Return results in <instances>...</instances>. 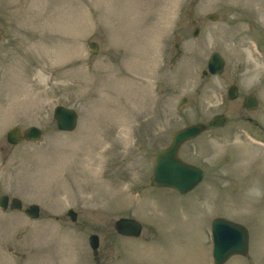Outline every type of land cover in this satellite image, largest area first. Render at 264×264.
I'll return each instance as SVG.
<instances>
[{
	"label": "rangeland",
	"instance_id": "374dc122",
	"mask_svg": "<svg viewBox=\"0 0 264 264\" xmlns=\"http://www.w3.org/2000/svg\"><path fill=\"white\" fill-rule=\"evenodd\" d=\"M252 2L0 0V193L41 208L35 218L0 207V264H213L217 215L249 231L248 252L223 264H264V65L250 72L264 56V0ZM212 50L224 68L202 74ZM232 80L255 108L226 97ZM59 103L77 110L73 130L57 128ZM219 111L221 124L181 145L203 179L186 192L152 185L153 154L173 131ZM14 125L42 134L11 144ZM121 216L139 219L141 234L116 232Z\"/></svg>",
	"mask_w": 264,
	"mask_h": 264
},
{
	"label": "water",
	"instance_id": "95a60500",
	"mask_svg": "<svg viewBox=\"0 0 264 264\" xmlns=\"http://www.w3.org/2000/svg\"><path fill=\"white\" fill-rule=\"evenodd\" d=\"M217 16L215 13H209L208 17L214 19ZM199 31V26L195 25L193 34L196 35ZM90 52L96 53L99 49V44L95 40L88 42ZM178 53V50H177ZM224 59L218 51L211 53L208 60V70L211 73H219L223 70ZM233 96V95H231ZM187 101L186 96H182L179 105L182 106ZM248 108H255L257 105V99L254 95H250L245 104ZM53 114L56 118V124L59 129L72 130L77 123V112L68 106L58 104L54 107ZM224 116H216L212 123L221 124L224 121ZM206 124L203 121H196L185 126H182L173 131L170 142L155 151L154 153V167L150 176V183L156 186H165L175 188L180 192H186L195 186L202 178L203 171L195 164L186 162L179 154L178 150L180 145L189 139L194 138L201 133ZM41 135V129L37 125H31L27 129L20 133L18 126H14L7 130L6 138L10 143H18L23 139L35 140ZM183 171H188L186 174H180V168ZM187 175V176H186ZM8 204V195H0V206L5 208ZM11 208H21L22 203L18 197L11 199ZM25 211L31 217L37 216L39 213V205L37 203L30 204ZM67 214L71 219L75 220L77 212L73 208L67 210ZM116 231L123 235L138 236L142 230V223L130 216H121L114 222ZM231 230V227L237 229L239 234L228 235L226 240H223L222 245L219 244L222 241L223 233L222 229ZM212 232H214L213 239V262L214 264H223L229 257L234 254H246L249 249V231L248 228L241 222L232 220L225 216H217L212 221ZM237 238V239H236ZM225 245H224V244ZM89 244L93 249V252H97L99 245V236L97 233L89 235ZM224 245V246H223Z\"/></svg>",
	"mask_w": 264,
	"mask_h": 264
},
{
	"label": "flooded vegetation",
	"instance_id": "af4514ba",
	"mask_svg": "<svg viewBox=\"0 0 264 264\" xmlns=\"http://www.w3.org/2000/svg\"><path fill=\"white\" fill-rule=\"evenodd\" d=\"M176 38V37H175ZM240 43L242 44V41H236L235 43H234V45H233V47H234V49H235V51L237 52V53H239L240 55H242V53H241V49H239V46L241 47V45H240ZM173 45H174V47H175V52H174V54L172 55V59L174 60V58L178 55L177 54V50H178V53H180L181 52V48L179 47V41L178 40H174V42H173ZM248 44H245L244 42H243V47H242V50L244 51V47L245 46H247ZM213 51V50H212ZM211 51V52H212ZM222 55V54H221ZM260 55V54H259ZM223 56V55H222ZM171 59V58H170ZM208 61V60H207ZM207 65V64H206ZM224 65H225V59H224ZM255 68H256V66H255ZM255 68H252V69H255ZM207 69V66H206V68H204L203 70H206ZM251 70V69H250ZM208 72H203V74H207ZM227 86H226V97L227 98H229V99H234V98H237V97H239L240 96V98H241V105H242V107L243 108H245V109H249L245 104L247 103V100H248V98L250 97V95H254V97L257 99V102H258V98H257V96L255 95V93L254 92H252V91H249V92H247L246 94H243V93H241L240 92V89H239V87H238V85H237V83L236 82H234L233 80L231 81V82H229V83H227L226 84ZM231 95H233V96H231ZM219 115H222V116H224L225 117V119H226V115L222 112V111H219V112H215L212 116H211V118L208 120V123L206 122V121H204L205 123H206V127H207V129L209 128V127H213V123H212V121H213V119L216 117V116H219ZM20 132L21 133H23V130H21L20 129ZM180 152H181V146H180V148H179V155L184 159V160H186L187 162H190V163H193V164H195V165H197L198 167H200L201 169H202V171H203V176L202 177H204V172H205V170H204V168H203V166H201V164H197L196 162H193V161H190V160H188V159H186L185 157H183L181 154H180ZM203 179V178H202ZM6 194H8V193H6ZM13 197H18V196H16V195H14V196H9V194H8V204H7V206L6 207H9L10 206V204H11V198H13ZM21 200V202H22V199H20ZM32 203H34V202H31V203H29L27 206H25L22 210H23V212L27 215V213H26V211H25V209L30 205V204H32ZM38 203V202H37ZM39 204V203H38ZM22 207H23V202H22ZM39 216H41V208H40V204H39V213H38V215L35 217V218H38ZM55 218H58V217H55Z\"/></svg>",
	"mask_w": 264,
	"mask_h": 264
},
{
	"label": "bare ground",
	"instance_id": "6f19581e",
	"mask_svg": "<svg viewBox=\"0 0 264 264\" xmlns=\"http://www.w3.org/2000/svg\"><path fill=\"white\" fill-rule=\"evenodd\" d=\"M252 1H257V0H247V2L248 3H253ZM258 15L260 16V19L263 21V23H264V5H261L259 8H258ZM226 38V37H225ZM240 38V37H239ZM228 39H229V37H228ZM250 45V44H249ZM250 50H251V47H250ZM253 51V50H252ZM254 52V51H253ZM255 53V52H254ZM257 62H254V63H256L255 64V66H258V65H260V64H262V65H264V56H262L261 54L259 55V53H257ZM252 64V63H251ZM256 70H257V67L255 68V69H251L250 70V72H256ZM255 147V146H254ZM180 168V174H186V173H188V171H183L182 169H181V167H179ZM187 176V175H186ZM208 231V230H207ZM222 231H224V233H223V237H222V241H220L219 242V244L220 245H222V242H223V240H226L227 239V237H228V235H231V234H235L236 236H237V234H239V232L237 231V229L236 228H234V227H231V230H225V227L222 229ZM213 234H214V232H212V236H213ZM129 237V236H128ZM237 239V238H236ZM224 244V243H223ZM226 244V243H225ZM224 244V245H225ZM223 245V246H224Z\"/></svg>",
	"mask_w": 264,
	"mask_h": 264
}]
</instances>
